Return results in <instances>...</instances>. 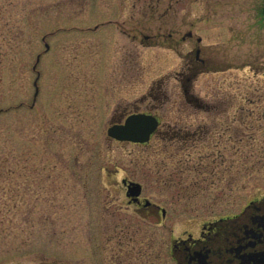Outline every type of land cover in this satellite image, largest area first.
<instances>
[{
	"label": "rangeland",
	"instance_id": "obj_1",
	"mask_svg": "<svg viewBox=\"0 0 264 264\" xmlns=\"http://www.w3.org/2000/svg\"><path fill=\"white\" fill-rule=\"evenodd\" d=\"M8 1L0 264H171L173 238L264 196L262 0H182L169 21L163 0ZM141 112L161 120L149 143L106 135Z\"/></svg>",
	"mask_w": 264,
	"mask_h": 264
},
{
	"label": "flooded vegetation",
	"instance_id": "obj_2",
	"mask_svg": "<svg viewBox=\"0 0 264 264\" xmlns=\"http://www.w3.org/2000/svg\"><path fill=\"white\" fill-rule=\"evenodd\" d=\"M181 1L163 0L161 13L153 16L161 21L172 20L173 16H178L175 6ZM171 36L169 34L168 37ZM192 36V32L188 31L182 40ZM196 41L198 43L201 39L197 37ZM193 52L194 60L190 66L197 65L203 71L206 61L200 57V49L196 47ZM184 93L187 94L186 89ZM153 115L158 120L159 128L161 120ZM123 180L126 183L130 181ZM123 186L126 195V185ZM141 194L142 191L135 201L127 197L128 202L141 205L143 211L152 206L159 209L148 199L141 197ZM147 201L149 204H146ZM163 211L161 210L162 217L165 214ZM169 253L171 264H264V196L249 201L236 214L201 222L196 232L184 231L179 237L172 239Z\"/></svg>",
	"mask_w": 264,
	"mask_h": 264
},
{
	"label": "water",
	"instance_id": "obj_3",
	"mask_svg": "<svg viewBox=\"0 0 264 264\" xmlns=\"http://www.w3.org/2000/svg\"><path fill=\"white\" fill-rule=\"evenodd\" d=\"M34 85L36 86V81ZM37 91L36 87L34 96H36ZM157 126L158 121L155 116L145 113H133L127 116L123 123L111 125L107 129V135L120 142L143 144L149 141L151 134L155 132ZM122 183L126 184V181L123 180ZM126 185V196L132 198L134 201L137 200L141 193V185L132 181H129ZM146 204H149V202L147 201Z\"/></svg>",
	"mask_w": 264,
	"mask_h": 264
},
{
	"label": "trees",
	"instance_id": "obj_4",
	"mask_svg": "<svg viewBox=\"0 0 264 264\" xmlns=\"http://www.w3.org/2000/svg\"><path fill=\"white\" fill-rule=\"evenodd\" d=\"M8 2H9V3H8L9 6L13 5V1H12V0H10V1H8ZM5 4H6V3H5ZM5 4H0V11H1V14L4 15L5 18H6V16H7V10H6V6H5ZM11 23H12L13 25H12ZM4 26H5V31H7V32H8V35H9L8 39L10 38V36H11V37L14 36V30L20 31V28H19V26L16 24V21L13 19V16H10V17L8 16V17H7Z\"/></svg>",
	"mask_w": 264,
	"mask_h": 264
}]
</instances>
